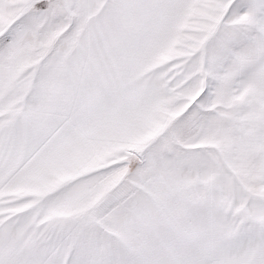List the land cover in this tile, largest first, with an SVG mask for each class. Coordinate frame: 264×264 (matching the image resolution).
I'll use <instances>...</instances> for the list:
<instances>
[{
	"label": "snow or ice",
	"instance_id": "snow-or-ice-1",
	"mask_svg": "<svg viewBox=\"0 0 264 264\" xmlns=\"http://www.w3.org/2000/svg\"><path fill=\"white\" fill-rule=\"evenodd\" d=\"M0 264H264V0H0Z\"/></svg>",
	"mask_w": 264,
	"mask_h": 264
}]
</instances>
